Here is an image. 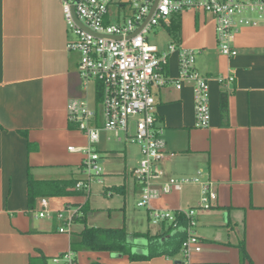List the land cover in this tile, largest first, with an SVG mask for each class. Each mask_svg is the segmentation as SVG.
Instances as JSON below:
<instances>
[{
    "label": "crops",
    "instance_id": "crops-1",
    "mask_svg": "<svg viewBox=\"0 0 264 264\" xmlns=\"http://www.w3.org/2000/svg\"><path fill=\"white\" fill-rule=\"evenodd\" d=\"M114 5L117 11L112 14L110 10V23L112 15L118 23L132 15L130 0H115ZM245 16L257 18L252 13ZM235 29L232 43L238 55L233 58L220 53L214 17L203 10L188 8L173 14L147 36L159 52H167L171 44L177 50L195 51L196 69L210 86L207 129L195 126L192 86H175L178 51L170 53L165 69L169 84L152 88L158 126L163 128L167 151L175 154L160 163L164 180L200 174L213 182L217 194L213 207L197 214L194 232L203 248L192 255L197 264H264V21L255 26L236 23ZM74 40L61 0H0V264H53L54 258L68 252L77 264H180V251L173 256L168 253L179 247L185 226L170 229V224H163L157 226L156 234L143 232L141 222L128 223L126 200L123 216L111 211V203L95 206L98 195L90 208L91 191L89 195L82 191L40 197L34 210L28 207L30 176L37 181L85 180L83 149L89 141L84 133L70 128L67 110L70 99H87L89 91L83 89L79 77V54L67 48ZM230 77L234 78L231 83ZM131 123L135 132V120ZM133 134L129 129L127 137L118 139L112 132L100 133L94 148L105 166L103 176L110 173L127 179L128 175L133 180L132 185L126 180L113 184L103 190L104 196L116 193L138 202L140 186L131 173L141 160V151L128 139ZM112 142L119 148L114 149ZM123 143L124 147L118 145ZM121 160L124 166L119 167ZM200 195V186H185L181 192L154 200L151 208L186 212L198 205ZM42 198L53 213L70 209L82 215L85 209L88 227L124 228L133 253L155 255L131 260L73 246V236L85 224L74 222L70 232L60 233L62 223L56 216H38ZM140 209L150 222V209ZM147 234L157 237L152 246Z\"/></svg>",
    "mask_w": 264,
    "mask_h": 264
},
{
    "label": "built area",
    "instance_id": "built-area-1",
    "mask_svg": "<svg viewBox=\"0 0 264 264\" xmlns=\"http://www.w3.org/2000/svg\"><path fill=\"white\" fill-rule=\"evenodd\" d=\"M115 0H61L68 32L75 38L68 43V50L79 54V77L83 89L87 91L91 83L102 88L100 110L91 107L87 99H70L67 110L69 122L88 138L89 145L83 149L85 159L83 170L87 179L78 181L75 189L90 192L91 184L104 175L101 156L94 146L100 140L102 131L112 132L120 139L127 137L131 120H135V132L129 141L137 144L141 151V160L132 171V177L140 186L139 208L150 209V222L155 226L170 224L179 228L178 216L187 222L185 239L182 242L180 264H197L192 255L201 253L202 241L195 234L197 214L210 210L217 200L213 182L196 177L169 178L164 180L160 163L174 153L167 151L163 139V128L158 126L155 113V99L152 88H164L170 80L165 74L169 55L179 52V75L174 82L177 89L185 83L193 88L195 105V126L207 129L211 122L210 86L208 79L196 69L197 53L190 49L177 50L174 44L167 52H159L157 47L147 40L151 30L167 21L173 14L182 13L188 8L203 10L211 14L215 21L218 48L222 55L233 58L238 55L233 46L236 23L239 25H257L264 21V0H205L186 2L184 0H159L156 10L149 21L147 19L155 0H130L132 15L121 23L108 21L110 9ZM83 24L81 27L74 19ZM255 14L256 20L245 14ZM141 28V29H140ZM140 29L139 32H137ZM223 82V79H220ZM234 78H228L233 82ZM101 120V124H99ZM74 151V148H70ZM198 185L201 188L199 203L186 212H172L152 209L151 203L164 195L181 192L185 186ZM40 218L56 219L62 223L60 233L70 232L74 218L79 212L70 209L56 213L48 209L46 198L40 200ZM54 214V215H53ZM53 264H77L72 252L53 259Z\"/></svg>",
    "mask_w": 264,
    "mask_h": 264
},
{
    "label": "trees",
    "instance_id": "trees-1",
    "mask_svg": "<svg viewBox=\"0 0 264 264\" xmlns=\"http://www.w3.org/2000/svg\"><path fill=\"white\" fill-rule=\"evenodd\" d=\"M102 102V88L99 84H95V98H94V108L99 110ZM225 103H223V108H225ZM71 129H76L75 125H70ZM80 181V180H79ZM78 180L75 179H61V180H44L37 181L31 176L28 181V207L30 210H34L36 207V201L40 197H62V196H72L81 194L82 191H72L75 188ZM85 208V207H84ZM82 215H78L74 218V222H83L85 224L86 210L82 209ZM177 222L179 226H186L187 220L183 216L177 217ZM173 227L170 226V229ZM129 234L127 231L122 229H105L99 227H88L85 224V228L79 234L73 236L72 245L76 246L85 251L93 252H108L115 253L124 256H128L131 260H147L155 255L151 253L149 255H140L133 253L129 243L127 242ZM138 237H142L139 236ZM144 237V236H143ZM149 239L150 246L153 245L156 236L145 235ZM185 235L179 244V247L169 252L171 256L177 254L180 249ZM76 251V250H75Z\"/></svg>",
    "mask_w": 264,
    "mask_h": 264
},
{
    "label": "rangeland",
    "instance_id": "rangeland-1",
    "mask_svg": "<svg viewBox=\"0 0 264 264\" xmlns=\"http://www.w3.org/2000/svg\"><path fill=\"white\" fill-rule=\"evenodd\" d=\"M110 10H111V12H113L112 14H114L115 11H117L115 5L111 6ZM126 12H130L129 9H127ZM111 23L112 24H116L117 23V16L115 17L114 15H112ZM94 91H95V85H94V83H91L89 91H88V94L85 97V98L88 99V102H89L90 106L94 105ZM130 131H131V133H134V125L132 123L130 125ZM112 143L111 144L113 145L114 149L115 148H119L115 144L116 142H112ZM118 145L124 147V143L123 144H118ZM108 164L109 163H107L106 166ZM117 164L119 165V167H120V164L124 166L122 160H121V162L118 161ZM126 166H128V165H126ZM102 167H103V170H104V173H105L104 163H102ZM108 172H110V171H108ZM106 177L103 176V177L100 178L102 180V182H103L102 185L98 184V180L94 181L91 184L90 191L92 192V194H91L92 198H91V202H90V206H91L90 208H92L93 203L96 200L94 198V196L98 195L99 196L97 198L98 199L97 200L98 203L96 202L95 206H100V205H103V204H106V203H108V204L111 203L112 206H113L111 211L120 213V215L123 216V214L125 213L123 208H124V203H125V200H126V215H127L126 218H127L128 223L130 222V223H133V224H137V223L141 222L142 223V227L141 226L140 227L143 228V229H141V230H144L143 232H147L149 230L152 234H156L157 231L159 230L158 227L154 226L152 223L147 221V219L145 217L146 215H145L144 209H140V208L137 207V205H136L137 202L134 200L133 197H128V196H124V195L116 194V193L112 197L104 196L102 194L104 189L110 188L113 184H117V185L124 184L125 180L127 181L128 184L132 185L133 184L132 178L130 176H128V175L126 176L127 179H124V176H122V175L118 176L119 178H114L115 176L111 175L110 173ZM83 178L87 179L88 177H87V175L84 174ZM86 194L89 195V192L87 191ZM139 214H141V216ZM135 226H137V225H135ZM167 228H168V226H167Z\"/></svg>",
    "mask_w": 264,
    "mask_h": 264
},
{
    "label": "water",
    "instance_id": "water-1",
    "mask_svg": "<svg viewBox=\"0 0 264 264\" xmlns=\"http://www.w3.org/2000/svg\"><path fill=\"white\" fill-rule=\"evenodd\" d=\"M158 2H159V0H155V1H154V4H153L152 9H151V11H150V14L148 15L147 19L145 20L144 24H143L141 27H143V26L149 21V19L151 18L152 14H153L154 11L156 10V7H157ZM74 19H75V21H76L81 27L84 28L83 24L77 19L76 15H75V12H74ZM140 29H141V28H140ZM140 29H139L137 32H139Z\"/></svg>",
    "mask_w": 264,
    "mask_h": 264
}]
</instances>
